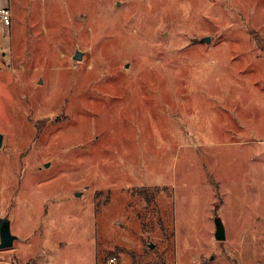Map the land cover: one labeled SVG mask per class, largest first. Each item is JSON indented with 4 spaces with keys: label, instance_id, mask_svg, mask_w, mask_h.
I'll use <instances>...</instances> for the list:
<instances>
[{
    "label": "rangeland",
    "instance_id": "rangeland-1",
    "mask_svg": "<svg viewBox=\"0 0 264 264\" xmlns=\"http://www.w3.org/2000/svg\"><path fill=\"white\" fill-rule=\"evenodd\" d=\"M14 19L0 264H264V0H17Z\"/></svg>",
    "mask_w": 264,
    "mask_h": 264
},
{
    "label": "water",
    "instance_id": "water-1",
    "mask_svg": "<svg viewBox=\"0 0 264 264\" xmlns=\"http://www.w3.org/2000/svg\"><path fill=\"white\" fill-rule=\"evenodd\" d=\"M203 44H210V40H204L202 42ZM82 59V55L76 54L74 61L75 62H80ZM3 146V136L0 135V150L2 149ZM48 167V166H46ZM216 233H215V239L218 242H223L225 240V234H224V229L220 221H216ZM15 242V238L12 237L11 235V230H10V223L7 219H3L0 221V251H9L13 248ZM152 247H149V250H152Z\"/></svg>",
    "mask_w": 264,
    "mask_h": 264
},
{
    "label": "crops",
    "instance_id": "crops-1",
    "mask_svg": "<svg viewBox=\"0 0 264 264\" xmlns=\"http://www.w3.org/2000/svg\"><path fill=\"white\" fill-rule=\"evenodd\" d=\"M16 3H17V0H0V10H3V9L9 10L10 15H11V25L8 28H6L0 23V27H2V29L4 27L5 30H7L9 33L12 32V28L16 24V21L14 19V7H15ZM3 32L1 35L4 39H6L4 36L5 33H3Z\"/></svg>",
    "mask_w": 264,
    "mask_h": 264
},
{
    "label": "trees",
    "instance_id": "trees-1",
    "mask_svg": "<svg viewBox=\"0 0 264 264\" xmlns=\"http://www.w3.org/2000/svg\"><path fill=\"white\" fill-rule=\"evenodd\" d=\"M258 44V48H259V50H260V52L263 54V56H264V42L263 41H260V42H258L257 43ZM138 197H141V198H143V199H145L146 201H147V199L149 200V202L151 203V202H154L156 199H155V197H156V195H153V194H148L147 192H145V193H140L139 192V194H138ZM169 240H171V238H173V234L171 233V234H169ZM103 256L100 254V258H102ZM108 258H111V260L112 259H116V257L114 256H106V259L105 260H108ZM104 261V260H103ZM101 261H100V259L98 260V263H100Z\"/></svg>",
    "mask_w": 264,
    "mask_h": 264
},
{
    "label": "built area",
    "instance_id": "built-area-1",
    "mask_svg": "<svg viewBox=\"0 0 264 264\" xmlns=\"http://www.w3.org/2000/svg\"><path fill=\"white\" fill-rule=\"evenodd\" d=\"M0 23L6 28L11 25V15L9 10H0Z\"/></svg>",
    "mask_w": 264,
    "mask_h": 264
}]
</instances>
